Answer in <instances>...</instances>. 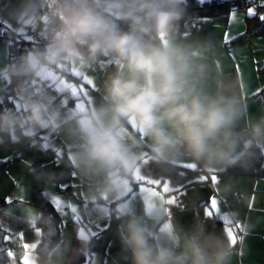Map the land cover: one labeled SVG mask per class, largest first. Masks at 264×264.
<instances>
[{
  "label": "clouds",
  "instance_id": "obj_1",
  "mask_svg": "<svg viewBox=\"0 0 264 264\" xmlns=\"http://www.w3.org/2000/svg\"><path fill=\"white\" fill-rule=\"evenodd\" d=\"M188 0H8L0 21L32 29L40 43L0 66V86L14 84L19 107L0 92V147L62 132L68 165L85 188L78 210L116 222L120 253L112 264H232L224 228L194 215L169 220L156 196L132 198L145 165L162 175L184 164L217 176L264 161V114L256 116L225 71L215 41L186 35ZM11 55V53H9ZM73 69L104 70L91 105L65 110L57 85ZM151 183V182H150ZM221 198L230 185L219 186ZM237 214L225 212L223 225ZM36 264H69L94 254V235L56 240L54 216L37 217Z\"/></svg>",
  "mask_w": 264,
  "mask_h": 264
},
{
  "label": "crops",
  "instance_id": "obj_2",
  "mask_svg": "<svg viewBox=\"0 0 264 264\" xmlns=\"http://www.w3.org/2000/svg\"><path fill=\"white\" fill-rule=\"evenodd\" d=\"M7 2L0 0V5ZM251 7L236 6L217 15H199L195 27L185 34L210 37L215 41L225 71L239 81L240 93L248 103L250 112L259 116L264 114V32L253 35L246 33ZM257 13L263 15L264 10L255 9L252 15ZM32 32L33 40L21 38L19 34L24 32L18 33L14 26L0 21V66L10 62V38L16 36L30 42L39 41L35 36L36 30ZM73 73L57 85L56 93L60 107L69 111L75 107L90 106L92 99L99 95V86L105 75L103 69L93 72L84 70L81 73L79 69H73ZM12 85L0 86V92L5 95ZM13 105L19 107L15 96L10 99L9 107ZM48 134H45L46 138L40 134L36 141L39 148L36 145L37 150H31L35 151L33 163L42 168L36 172L35 180L27 182L25 188H19L17 179L29 171L26 169L28 164L22 160L16 166L17 153L6 158L14 153V146H11L13 150L0 147L6 151L5 156L0 155V183L4 184L0 185V251H4L0 264H23V259H31L36 264L35 253L41 243L37 217L42 211L30 202V196L39 185L53 203L54 199L63 200L60 209L54 203L62 221L59 240L70 239L72 247H78V243L74 242L73 223H76L77 231L94 235V254L80 257L79 264H112L121 250L116 236V222L108 223L78 210L84 202L85 188L73 177L74 170L68 165L72 144L62 132ZM18 171L20 176L16 174ZM142 175L143 180L133 181L130 195L135 199L143 197L144 189L157 192L156 197L169 220L175 218L182 224L190 225L196 214L208 220L210 230L215 220V230L224 228L227 232L229 226L223 225L220 218L225 212H235L236 220L230 225L237 236L232 264H264V175L240 172L207 175L199 167L190 168L187 163L181 166L180 174L170 176L162 175L153 165L147 164ZM214 175L217 180H212ZM152 180L159 183L152 184ZM12 183L14 185L9 188ZM225 183L230 185V191L222 199L219 186ZM165 185L169 188L167 192L164 191ZM213 198L218 202L216 209L211 208ZM169 200L173 203L169 204ZM209 211L213 213L211 217ZM32 244L35 247L27 252L26 246ZM68 260L69 264H77L74 252L68 254Z\"/></svg>",
  "mask_w": 264,
  "mask_h": 264
},
{
  "label": "trees",
  "instance_id": "obj_3",
  "mask_svg": "<svg viewBox=\"0 0 264 264\" xmlns=\"http://www.w3.org/2000/svg\"><path fill=\"white\" fill-rule=\"evenodd\" d=\"M188 12L190 15V18L194 20L196 25V17L203 14H211V15H217L221 14L223 12L228 11L232 7L236 6H245L250 7L254 6L256 9L258 7H264V0H188ZM264 17L263 15H260V13H257L255 15H249V25L246 33L249 35L256 34L257 32H264ZM229 172H240V173H253L256 175H264V161L258 162L254 165L253 168L244 171L240 169L230 170ZM30 202L37 205L41 211L42 214L47 217L49 214L55 217L57 222V235L54 239L59 240L60 233L62 230V221L61 216L59 214V211L55 207L54 203L46 196L43 188L41 186L36 187L31 196H30ZM39 224V222H38ZM73 231H74V242L76 241V233H77V226L76 223L72 224ZM4 256V251H0V259Z\"/></svg>",
  "mask_w": 264,
  "mask_h": 264
},
{
  "label": "rangeland",
  "instance_id": "obj_4",
  "mask_svg": "<svg viewBox=\"0 0 264 264\" xmlns=\"http://www.w3.org/2000/svg\"><path fill=\"white\" fill-rule=\"evenodd\" d=\"M13 3H15V0H13ZM255 7L254 6H252L251 7V9H250V11H254L255 12ZM263 10H264V7L262 6H260V7H258L257 8V11H261V12H263ZM10 26H13V25H10ZM33 30H36L35 29V27H33L32 29H27V28H23V29H16V31L18 32V33H20V32H24V33H21V34H19L20 36H21V38H25V39H28V40H33ZM43 134V133H42ZM46 135H47V133H45ZM45 134H43V137H45L46 138V136H45ZM51 135V133H49L48 134V136H50ZM38 140V137L33 141V145H31L30 146V144L31 143H28V142H23V143H20V144H15V145H8V146H6V147H8L9 148V150L10 149H12L13 150V148H14V153L12 152L11 154H8L7 156H6V158H9V156L10 155H12V154H15L16 155V153H17V162H16V166H17V164H18V162L19 163H22V160H23V162H25L26 164H28V166H27V168L26 169H29V171H27V172H25V173H23L22 174V176L21 177H19V179H17V182H20V185H19V188L20 187H24L25 188V185L27 184V182H29V181H33V180H35V177H36V172L38 173L39 172V169H41L42 168V166L41 165H38V164H34L33 163V160H35V158L33 157V155L35 156V151H31V150H37L35 147H36V145H37V148H39V144L38 143H36V141ZM36 143V144H35ZM45 144V142L43 143V147L45 148V146L46 145H44ZM35 145V146H34ZM10 146V147H9ZM11 146H14L13 148L11 147ZM21 153H22V155H21ZM46 153H49V151H47ZM5 154H6V151L5 150H3V149H0V155L1 156H5ZM37 156V155H36ZM30 166V167H29ZM29 167V168H28ZM38 169V170H37ZM44 169V168H43ZM18 176H20V171H18L17 173H16ZM16 175V176H17ZM1 179L2 178H0V181H1ZM16 182V183H17ZM3 184V182L2 183H0V185H2ZM4 185V184H3ZM12 185H14V183H12V184H10V187L9 188H11V186ZM40 186V185H39ZM36 187V186H35ZM57 198L59 197V195H57L56 196ZM62 198H60V200H61ZM63 201V200H62ZM63 204L64 203H61V206H63Z\"/></svg>",
  "mask_w": 264,
  "mask_h": 264
},
{
  "label": "built area",
  "instance_id": "obj_5",
  "mask_svg": "<svg viewBox=\"0 0 264 264\" xmlns=\"http://www.w3.org/2000/svg\"><path fill=\"white\" fill-rule=\"evenodd\" d=\"M194 24H195V22L193 19L190 18V19L186 20L185 21L186 31L193 28ZM35 36H36V33H35ZM38 43H40V41L30 42V41L21 39V38L16 37V36L11 37L10 43H9V53H11V55H9L10 60L12 58H14L15 56H18L22 52L30 49L31 47H33L34 45H36ZM13 88H14V84L12 86H10L5 93V97H6L7 101L9 102V105H10V99L15 96Z\"/></svg>",
  "mask_w": 264,
  "mask_h": 264
},
{
  "label": "snow or ice",
  "instance_id": "obj_6",
  "mask_svg": "<svg viewBox=\"0 0 264 264\" xmlns=\"http://www.w3.org/2000/svg\"><path fill=\"white\" fill-rule=\"evenodd\" d=\"M249 14H254V11H250ZM262 19H264V17H262ZM90 83H92V81H90ZM189 167H190V168H195L196 166H195V165H189ZM211 178H212V180H217V177H216L215 175L212 176ZM143 179H144V177H143ZM143 179H142V180H143ZM150 182H151L152 184L159 183L158 180H152V181H150ZM164 191H165V192L169 191V188H168L167 185L164 186ZM149 192H150V194H151L152 196H157V192H155V191H150V190H149ZM54 203H55L56 207H57L58 209H60L62 201H61L60 199H54ZM168 203L171 204V203H173V201L169 200ZM217 206H218V202H217V200H216L215 198H213V199L211 200V208H212V209H216ZM73 211H75V209H73ZM208 215L211 217V216L213 215V213H212L211 211H209V212H208ZM34 222H35V221H34V219H33V223H34ZM227 234H228L230 240L232 241V243H233L234 245H236V244H237V236L234 234V231H233V228H232V227L229 226V227L227 228ZM34 247H35L34 244H32V245H27L25 249L27 250V252H30ZM23 264H35V261H33V260H31V259H23Z\"/></svg>",
  "mask_w": 264,
  "mask_h": 264
}]
</instances>
